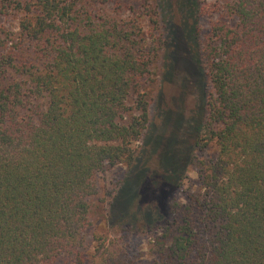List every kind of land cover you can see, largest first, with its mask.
<instances>
[{"label": "trees", "instance_id": "16d2710c", "mask_svg": "<svg viewBox=\"0 0 264 264\" xmlns=\"http://www.w3.org/2000/svg\"><path fill=\"white\" fill-rule=\"evenodd\" d=\"M176 1L202 105L175 119L164 171L146 175L167 203L140 261L114 238L81 249L99 174L132 168L154 129L159 0H0V264H264V0ZM211 142L203 191L183 203L175 191Z\"/></svg>", "mask_w": 264, "mask_h": 264}, {"label": "rangeland", "instance_id": "374dc122", "mask_svg": "<svg viewBox=\"0 0 264 264\" xmlns=\"http://www.w3.org/2000/svg\"><path fill=\"white\" fill-rule=\"evenodd\" d=\"M159 4V30L166 37L161 57L166 61L167 71L162 74L158 89H154L158 90L151 110L150 129H154L141 143L136 164L132 168L116 164L99 174L98 190L90 211L92 226L85 237L86 248L81 249L86 254L93 251V245L100 238H114L116 242L121 241L124 251L136 260L150 259L148 225L165 219L167 191L165 187L145 179L146 175L155 170L159 174L164 171L158 152L163 145L161 143L165 144L172 133L175 119L179 118L183 123L188 119L190 121L195 118L202 105L203 76L193 49L189 48L184 39L179 4L177 5L176 0H159ZM141 21L146 29L150 27L151 23L146 18ZM167 110L171 114L165 122L163 112ZM187 131L189 133H184L185 135H181V130L179 131L183 143L191 142V128ZM159 135L163 136L160 141ZM215 154L214 142L204 150L194 151L196 158L187 166L185 178L175 191L179 201L185 203L190 194L203 191L199 170ZM54 264L80 263L73 255L63 254Z\"/></svg>", "mask_w": 264, "mask_h": 264}]
</instances>
